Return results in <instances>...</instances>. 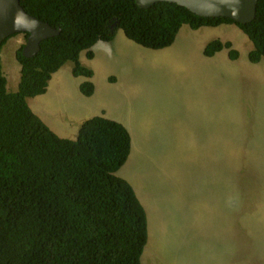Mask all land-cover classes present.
<instances>
[{
	"label": "trees",
	"instance_id": "16d2710c",
	"mask_svg": "<svg viewBox=\"0 0 264 264\" xmlns=\"http://www.w3.org/2000/svg\"><path fill=\"white\" fill-rule=\"evenodd\" d=\"M20 1L27 13L60 26L62 34L45 40L34 57L25 58L19 49L16 93H8L0 63V264H142L148 215L132 185L117 176L132 151L128 131L97 116L83 124L75 140L63 139L28 100L47 92L67 60L75 64L74 76L93 77L81 65L80 52L98 41H113L119 29L137 45L162 50L175 43L185 25L198 30L232 24L254 46L250 62L260 64L264 0L247 24L199 17L165 2L141 9L135 0ZM223 49L231 59L239 57L231 43L220 40L209 43L204 53L212 57ZM94 88L86 82L80 90L91 96Z\"/></svg>",
	"mask_w": 264,
	"mask_h": 264
},
{
	"label": "rangeland",
	"instance_id": "374dc122",
	"mask_svg": "<svg viewBox=\"0 0 264 264\" xmlns=\"http://www.w3.org/2000/svg\"><path fill=\"white\" fill-rule=\"evenodd\" d=\"M185 30L193 29L185 26ZM193 34L183 31L176 44L155 51L133 43L120 30L115 42L95 48L94 60L80 54L84 66L95 73L97 94L84 97L76 84L82 79L65 83L66 94L50 104L49 116L67 122L96 104L98 115L104 111L106 118L121 123L135 136L136 156L128 159L117 176L133 186L148 215L149 242L142 264H264V218H254L264 212L259 197L264 192L250 191L242 197L235 186L227 191L224 159H216L217 154L205 157V142L185 149L187 102L203 76L208 77L213 68L219 77L226 73L225 82H232L227 84L237 98L232 108L245 109L242 115L250 118L241 124L225 116L224 133L222 123L220 130L211 128V146L217 145L218 138H240V127L256 122L264 111V77L243 67L241 59L232 60L225 51L216 56L215 65L211 58L202 60V45L207 48L213 40L203 44L202 32ZM24 42L25 37L18 35L2 47L0 63L9 79L8 93L19 89L16 55ZM248 52L243 53L250 62ZM71 68L72 64H66L60 76ZM111 76L115 82L109 80ZM52 87V93L50 88L48 95L36 100L40 112L48 108L59 85ZM242 134L251 131L245 129ZM238 183L262 188L264 175L239 177Z\"/></svg>",
	"mask_w": 264,
	"mask_h": 264
},
{
	"label": "crops",
	"instance_id": "0c3cea01",
	"mask_svg": "<svg viewBox=\"0 0 264 264\" xmlns=\"http://www.w3.org/2000/svg\"><path fill=\"white\" fill-rule=\"evenodd\" d=\"M183 31L190 33V36H194L193 33L200 34V32H202L200 41H202L203 44L208 40L216 39L221 40L223 43H231L232 48L239 52L238 60L241 59V61H243V67L248 70L249 67H251L250 71H252V73L263 74L264 77V62L256 65L252 64L248 61L247 54L243 53L244 51H249V54L253 50L254 46L247 36L236 25L223 24L218 27H203L197 31L192 30V32L185 30L184 26L180 33ZM117 37H119V34ZM241 38L246 40V45ZM205 48L206 44L202 45V49L205 50ZM224 51L229 56V50L223 49L220 53L216 54L210 59L213 61L214 65L216 56L221 53L225 54ZM203 56L201 57L202 60H209L207 57L205 58V56ZM207 76L208 77L203 76L201 78L200 84L198 85L199 87H194L193 98L187 102L185 149L188 148L190 144L205 142L203 147L205 150V157L210 159L211 156L214 157V155L217 154L218 157L216 159H224L225 183L227 191L230 186H235L242 197H245V193L250 191L262 190L264 192L263 183L262 188H255L256 186L253 184L238 183L239 177L245 178L246 176L252 174L262 176L264 175V111L259 112V115L256 117V122H253L251 126L247 128L243 126L240 127V138H235L234 136L230 135L226 136L225 138H218L217 145L211 146V139L208 137L211 128L215 130L218 126L220 130V124L222 123L224 133L225 116L235 120V123L241 124L247 123L250 118L246 119L242 115L245 109L232 108L231 104L236 102L237 98L234 90H231L227 84L232 82L228 79L227 83L225 82L227 78L226 73L224 76L219 77L215 73V68H213V70L208 73ZM254 76L257 79V75L255 74ZM71 80L72 78L65 72L63 75L57 76L55 83L59 86H62ZM49 91L50 88L44 96L48 95ZM261 91L264 92V82L261 83ZM65 94L66 91L63 89L53 96L51 102L48 104V109L53 108L50 106V104L56 102L60 98H63ZM34 106L37 108L36 110L40 112L39 104L36 101ZM44 110L45 109H43V112H40V114L43 115L40 117L58 133H56L57 135L70 139L76 137L78 127L83 121L91 117L99 116L97 112L98 105L96 104H90L86 109L83 110V112L79 113L77 117H72L69 121H63L62 123L50 118V116L46 114ZM101 114L105 115L104 111H102ZM252 116L253 114L251 113V117ZM127 129L129 131V128ZM245 129H249L251 134H242V131H245ZM130 135L132 141H135V136L131 133ZM195 137H200L201 139L198 140ZM220 145H222V150L219 149ZM132 154L134 158L136 156V152L133 151ZM243 160L246 162H243ZM258 164L261 165L260 168L257 167ZM250 197L254 196L250 195ZM259 197L264 202V193ZM254 218H264V212L261 215L254 216ZM256 226L257 225L254 224V227Z\"/></svg>",
	"mask_w": 264,
	"mask_h": 264
},
{
	"label": "water",
	"instance_id": "95a60500",
	"mask_svg": "<svg viewBox=\"0 0 264 264\" xmlns=\"http://www.w3.org/2000/svg\"><path fill=\"white\" fill-rule=\"evenodd\" d=\"M141 9H149L158 3H173L203 18H229L236 23L247 24L255 20L259 0H135ZM61 28L30 15L20 0H0V55L5 41L16 35L27 34L22 50L25 58L37 55L41 43L59 36Z\"/></svg>",
	"mask_w": 264,
	"mask_h": 264
},
{
	"label": "clouds",
	"instance_id": "9594fccd",
	"mask_svg": "<svg viewBox=\"0 0 264 264\" xmlns=\"http://www.w3.org/2000/svg\"><path fill=\"white\" fill-rule=\"evenodd\" d=\"M42 21V20H41ZM43 22H45V21H43ZM45 23H47V22H45ZM49 24V23H48ZM49 25H51V24H49ZM52 26V25H51ZM186 26V25H185ZM53 28H56V29H58V28H61L60 26H58V27H54V26H52ZM184 27V26H183ZM182 27V28H183ZM218 27V26H217ZM181 28V29H182ZM191 29V28H190ZM119 31H120V29L119 30H117V32H116V36H115V38H114V40L113 41H111V42H104V41H98L94 46H92L89 50H85V51H81L80 52V54L81 53H84L85 54V57L88 59V60H94L95 59V57H96V54H95V48L98 46V45H100V44H111V43H113V42H115L116 41V39H117V35L119 34ZM181 31V30H180ZM124 33V32H123ZM180 33V32H179ZM61 34H62V28H61V33H60V35L59 36H61ZM124 35H125V33H124ZM179 35V34H178ZM16 36H18V35H16ZM23 36L25 37V42H24V44H23V48H24V46H25V44H26V35L25 34H23ZM28 36V35H27ZM13 37H15V36H13ZM13 37H11V38H13ZM56 37H58V36H56ZM125 37H126V35H125ZM10 38V39H11ZM53 38H55V37H53ZM127 38V37H126ZM177 38H178V36H177ZM177 38H176V41H177ZM10 39H8V40H10ZM48 39H51V38H48ZM48 39H46V40H48ZM128 39V38H127ZM129 40V39H128ZM216 40H219V39H216ZM45 41V40H44ZM43 41V42H44ZM176 41H175V43H176ZM214 41V40H213ZM221 41V40H220ZM42 42V43H43ZM41 43V44H42ZM134 43V42H133ZM174 43V44H175ZM173 44V45H174ZM172 45V46H173ZM140 46V45H139ZM21 47V48H22ZM142 47V46H141ZM100 48H101V50H103L104 48H105V46L104 45H101L100 46ZM169 48V47H168ZM167 49V48H166ZM151 50V49H150ZM163 50V49H162ZM156 51V50H155ZM40 52V51H39ZM204 52H205V50H204ZM221 52V51H220ZM220 52H218V53H220ZM89 53H92V55H93V57L92 58H89V56H88V54ZM218 53H216V54H218ZM80 54H79V61H80V63H81V65L83 66V67H85L84 66V64H83V62H82V60H81V57H80ZM215 54V55H216ZM214 55V56H215ZM36 56V55H35ZM204 56L205 57H207V58H212V57H214V56H212V57H208V56H206L205 55V53H204ZM230 57V56H229ZM239 58V57H238ZM237 58V59H238ZM17 59V58H16ZM233 60V59H232ZM18 62V61H17ZM19 64V63H18ZM66 64H72V68L70 69V70H67V71H65L71 78H72V80L70 81V82H68V83H76L75 81L76 80H79V79H82V80H80L78 83H76L77 85H78V87H79V91L81 92V90H80V87H81V85L83 84V83H86V82H90V83H92L93 85H94V87L96 86L95 85V83H94V77H95V73H94V71L93 70H91V69H89V68H87V67H85V68H87V69H89V70H91L92 72H93V77H90V78H87V77H83V76H80V77H76V76H74V67H75V64L73 63V61H69V60H67L66 61V63L56 72V73H54L53 74V76H52V79L50 80V82H49V86H48V89L49 88H51V93H52V85H55L56 83H55V77H57L58 75H60V73L62 72V70H63V68L65 67V65ZM19 66H20V64H19ZM20 78H21V66H20ZM111 78H113V76H111V77H109V80L110 81H113ZM113 82H115V81H113ZM20 83V82H19ZM64 86L65 85H62V86H59L58 87V90L55 92V95L58 93V92H60L61 90H63L64 89ZM48 89H47V92H48ZM46 92V93H47ZM45 93V94H46ZM82 93V92H81ZM45 94H43V95H41V96H37V97H35V98H31V99H29L28 100V103L31 105V107H32V110H33V112L40 118V119H42L40 116H43V115H41L40 114V112L39 111H37L36 109H35V106H34V104H35V101L37 100V99H39V98H41V97H44V95ZM95 94H96V88H94V93L91 95V96H86V95H84L83 93H82V95H84V97H86V98H92V97H94L95 96ZM50 103V102H49ZM53 107V106H52ZM50 110H51V108L50 109H46L45 110V113L46 114H50ZM99 116H103V117H105V115H103V114H100ZM95 117H97V116H95ZM92 118H94V117H91V118H89V119H86L85 121H83L80 125H79V127H78V130H77V135H76V137L75 138H73V139H70V138H64V137H60L59 135H57L58 133L55 131V130H53L43 119V121L50 127V129H51V131H53L57 136H59L60 138H63V139H70V140H75L77 137H78V134H79V131H80V129H81V127L83 126V124L86 122V121H88V120H90V119H92ZM106 118V117H105ZM108 119V118H107ZM56 121V120H55ZM117 122V121H116ZM119 123V122H118ZM119 124H121V123H119ZM122 125V124H121ZM127 131H128V129L124 126V125H122ZM128 133H129V131H128ZM129 135H130V133H129ZM131 136V135H130ZM131 147H133V141H132V146ZM131 153H133V148H132V151H131ZM130 153V156H129V158H131V160L132 159H134L133 158V154H131ZM133 187V186H132ZM146 249V248H145ZM145 252V251H144ZM143 256H144V254H143Z\"/></svg>",
	"mask_w": 264,
	"mask_h": 264
},
{
	"label": "flooded vegetation",
	"instance_id": "af4514ba",
	"mask_svg": "<svg viewBox=\"0 0 264 264\" xmlns=\"http://www.w3.org/2000/svg\"><path fill=\"white\" fill-rule=\"evenodd\" d=\"M70 75V74H69ZM71 76V75H70ZM6 77V76H5ZM7 78V81L9 82V79H8V77H6ZM14 93H16V92H14Z\"/></svg>",
	"mask_w": 264,
	"mask_h": 264
}]
</instances>
